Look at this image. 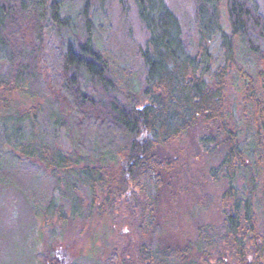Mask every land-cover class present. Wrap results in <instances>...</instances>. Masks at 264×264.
Segmentation results:
<instances>
[{
  "label": "trees",
  "instance_id": "1",
  "mask_svg": "<svg viewBox=\"0 0 264 264\" xmlns=\"http://www.w3.org/2000/svg\"><path fill=\"white\" fill-rule=\"evenodd\" d=\"M110 1L0 0V91L41 96L33 89L44 73L52 96L21 112L2 108L0 183L44 223L88 216L95 204L113 213L129 183L159 194L175 163L167 146L201 125L198 142L220 154L221 223L179 246L163 241L145 208L150 234L137 260L200 264L193 251L208 259L216 248V264H264V0H190L191 19L168 0H116L145 32L139 76L103 43ZM230 87L240 93L232 106ZM28 166L33 177L17 178ZM111 254L96 263L113 264Z\"/></svg>",
  "mask_w": 264,
  "mask_h": 264
},
{
  "label": "rangeland",
  "instance_id": "2",
  "mask_svg": "<svg viewBox=\"0 0 264 264\" xmlns=\"http://www.w3.org/2000/svg\"><path fill=\"white\" fill-rule=\"evenodd\" d=\"M168 1L180 15L191 19L190 0ZM102 36L109 53L116 60L128 63L129 70L139 76L141 68L137 51L145 32L132 11L126 12L116 0H111L106 6ZM190 36L191 42H195V35L192 33ZM43 74L41 82L33 89L41 96H22L13 90L0 91V112L3 107L21 112L44 104L46 96L52 97L47 84L49 82L50 85L51 78L45 80ZM239 96V91L230 87L227 104L235 105ZM203 130L201 125L194 126L179 141L167 146V152L175 163L159 194L154 188L140 192L133 183H129L127 197L117 203L113 213L109 207L101 208L95 204L88 216L78 217L65 225L57 223L55 217L44 223L23 193L11 185L0 183V264H97V260H110L112 250L117 252L113 264H139L137 247L150 234V226L142 222V215L148 214H142L145 208L153 209L154 218L163 228L164 242L184 246L196 240L200 228L204 230L208 225L217 228L222 220L219 196L223 184L221 174L216 171L220 154H212L200 145L198 141ZM35 170L36 167H29L18 173L17 178L27 181ZM49 173L47 170L45 177L40 179L42 192H48L51 183ZM86 202L88 204L89 200ZM66 215L70 217V210ZM220 252L215 248L206 259L193 251L192 259H198L200 264H216Z\"/></svg>",
  "mask_w": 264,
  "mask_h": 264
}]
</instances>
